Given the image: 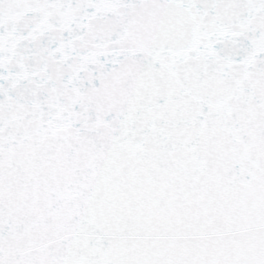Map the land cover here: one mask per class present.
<instances>
[{"label": "snow or ice", "instance_id": "obj_1", "mask_svg": "<svg viewBox=\"0 0 264 264\" xmlns=\"http://www.w3.org/2000/svg\"><path fill=\"white\" fill-rule=\"evenodd\" d=\"M0 264H264V0H0Z\"/></svg>", "mask_w": 264, "mask_h": 264}]
</instances>
